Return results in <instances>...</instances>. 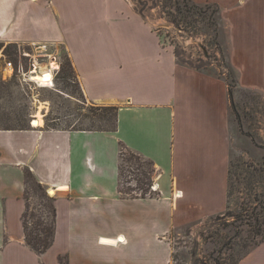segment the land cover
I'll return each instance as SVG.
<instances>
[{"label": "crops", "instance_id": "obj_1", "mask_svg": "<svg viewBox=\"0 0 264 264\" xmlns=\"http://www.w3.org/2000/svg\"><path fill=\"white\" fill-rule=\"evenodd\" d=\"M193 1L219 6L237 109L243 91L264 98V0ZM1 42L62 47L86 99L117 111L114 129L0 128V264H169L173 229L226 209L227 83L179 59L130 0H0ZM121 145L152 161L157 195L121 194ZM27 169L53 189L42 254L24 242ZM238 264H264V239Z\"/></svg>", "mask_w": 264, "mask_h": 264}, {"label": "rangeland", "instance_id": "obj_2", "mask_svg": "<svg viewBox=\"0 0 264 264\" xmlns=\"http://www.w3.org/2000/svg\"><path fill=\"white\" fill-rule=\"evenodd\" d=\"M130 2L155 25L161 38L173 45L174 51L182 61L195 66H206L208 71L219 74L221 66L218 67L217 63H221V59L215 44L218 42L225 52L224 61L229 65L226 29L220 19L215 21V34L214 28L208 23V16H188L187 20H183L174 9V5L181 3L179 0ZM186 4L194 5L191 0H186ZM7 44L0 43V126H34L32 121L37 112L41 116V126L46 128H102L111 125L112 120H108V116L100 109L106 106L96 105L86 99L73 67L68 68L66 65V58L69 57L61 50L62 47L54 52L59 72L53 80V85L38 87L33 84H20L13 71L6 67L9 59L13 63L17 61L13 57L12 47ZM15 44L18 48L19 43ZM63 67L66 71H63ZM222 71L225 72L226 69L223 68ZM232 75L237 76L233 69ZM239 104L240 127L237 121L236 131L232 135L228 183V211L231 215L223 213L226 209L202 223L173 229L168 237L172 248L169 264H236L243 252L261 239V235L254 234L252 228L244 223V215L251 212L249 207L254 206L256 199H264V98L259 94L243 91ZM124 153L121 188L131 194H141L142 190L133 192L131 188L137 185L134 179L141 178L142 175L137 172L133 161L127 160L129 152L125 150ZM154 176L153 172L152 184L148 186L149 193L154 190ZM39 193L36 184L26 185L24 198L26 194L29 215L44 212L43 200ZM122 195L125 196V193ZM255 209L260 213L259 206ZM236 213L239 214L237 220L233 216ZM260 215L264 216L263 210ZM28 221L31 227V217Z\"/></svg>", "mask_w": 264, "mask_h": 264}, {"label": "trees", "instance_id": "obj_3", "mask_svg": "<svg viewBox=\"0 0 264 264\" xmlns=\"http://www.w3.org/2000/svg\"><path fill=\"white\" fill-rule=\"evenodd\" d=\"M191 1L194 3V5L186 4V0H179V2H181V3H177V5H174L175 12L179 13L181 15V17L183 18V20H187L188 16H190V17L194 16V18H196V17L204 18V17L208 16L207 17L208 23L214 28L215 31H213V32L216 34L217 33V31H216L217 23L215 21H216V19H220L222 21L219 6L216 4H210V3H205V4L201 5L200 3H197L193 0H191ZM174 20H176V18H174ZM177 23L178 22H176V24ZM215 44L217 46V50L219 52V56L221 59V63H217L218 67L221 66L219 74L215 73V72L208 71L207 70L208 68L206 66L196 65L195 67L201 71H205V72L208 71V72L214 73L215 75L223 77L225 79V81L227 83V87H228V94H229V100L231 102V107H232V110L235 113L236 119L240 125V115H239L237 106L233 100V87L237 84V76L234 77L232 75V66L230 65V62H229V65H227L225 63V61H224L225 52L222 51L218 42H215ZM7 46L10 48L12 47V49H13L12 54L14 55L13 57L17 60L18 56H17L16 44L15 43H8ZM66 59H67L66 60L67 67L71 68L72 64H71L70 59L69 58H66ZM223 68L226 69L225 72L222 71ZM63 71H66V68L63 67ZM221 74L222 75L224 74V76H221ZM100 109H102L104 111L103 113L106 116H108V118H107L108 120H112L111 125L103 126L102 128L101 127H98V128L88 127V128H73V129H114L115 128L117 108L115 106H106L103 108L100 107ZM20 123H21V120H19V124ZM0 128L12 129L10 127H3V126H0ZM16 128H26V126H20V127H16ZM125 150L129 152V156L126 157L127 160L133 161L135 168L138 170L137 172H140L142 175L141 178L134 179L137 185L135 188H131V191L134 192L136 190H142L141 194H139L138 192L131 194L130 191L125 192L121 188L122 160L124 159V155H125L124 151ZM119 156H120L119 191L121 192V194L125 193V196H129V197H145V196L157 195V192H155V190L154 191L152 190L151 193L148 192V186H150L152 184L151 183V181H152L151 175L153 172L155 174V168L153 167L152 161L141 156V155H139V154H137L136 152H133V151L125 148L124 145H121V147H120ZM230 169H231V166H230ZM229 176H230V170H229ZM24 180H25V192H26V185L28 183H34L37 185V188L40 191L39 195L43 200L42 205L44 208V212L42 214H37V215L31 214V215H29L28 214V205H26L25 210L22 214V223H23V229H24V242L28 247H30L36 253L42 254L49 248V246L52 244L53 238H54L55 213H56L55 212V206H54V197L52 195L50 196L47 194L48 193L47 189L43 186V184L35 177V175L29 169H27L25 171ZM25 199L28 200L26 197V194H25ZM228 205H229V194H228V202H227V207H226L227 210L225 209L226 211L223 213H228L229 215H231V212L228 211V208H229ZM257 206H259V208H260V213L262 212V210L264 211V199H261V200L256 199L254 206L252 205V207H249V208H251V212L249 214L245 213L244 223L246 225L250 226V228H252L254 234L261 235V239L257 242V243H259L261 240L264 239V216L261 217L259 211L257 209H255ZM233 216H234L235 220H237L239 218L238 213L234 214ZM29 217H31V220H32L31 227H29V221H28ZM252 220L254 221V223ZM257 243L255 242V244H257ZM245 252H243V254ZM239 258H238V260H239ZM59 260H60L61 264H65V261H64L62 256L59 257ZM238 260H237L236 264H238Z\"/></svg>", "mask_w": 264, "mask_h": 264}, {"label": "built area", "instance_id": "obj_4", "mask_svg": "<svg viewBox=\"0 0 264 264\" xmlns=\"http://www.w3.org/2000/svg\"><path fill=\"white\" fill-rule=\"evenodd\" d=\"M18 45L17 61L13 63L9 59L6 62V67L13 71L20 84H33L38 87L52 86L54 78L58 75L59 66L55 54L49 51L47 44L30 42ZM26 47L28 49H25ZM24 60L25 63H23ZM48 72L51 74V78L47 84L34 79V76Z\"/></svg>", "mask_w": 264, "mask_h": 264}, {"label": "bare ground", "instance_id": "obj_5", "mask_svg": "<svg viewBox=\"0 0 264 264\" xmlns=\"http://www.w3.org/2000/svg\"><path fill=\"white\" fill-rule=\"evenodd\" d=\"M50 78H51V74L49 72L34 76V79H36L37 81H41L42 83H46V84L49 82ZM41 108H42V106H41ZM34 117H35V119L32 121V124L35 125V126L36 125H40L41 124L40 113L37 112ZM49 192L52 193L53 191L50 190Z\"/></svg>", "mask_w": 264, "mask_h": 264}, {"label": "water", "instance_id": "obj_6", "mask_svg": "<svg viewBox=\"0 0 264 264\" xmlns=\"http://www.w3.org/2000/svg\"><path fill=\"white\" fill-rule=\"evenodd\" d=\"M50 190H53V189H52V188H48V189H47V192H49ZM48 194H49V193H48Z\"/></svg>", "mask_w": 264, "mask_h": 264}]
</instances>
